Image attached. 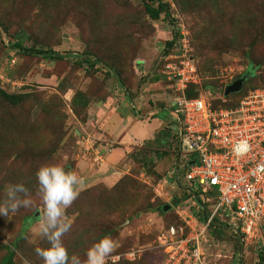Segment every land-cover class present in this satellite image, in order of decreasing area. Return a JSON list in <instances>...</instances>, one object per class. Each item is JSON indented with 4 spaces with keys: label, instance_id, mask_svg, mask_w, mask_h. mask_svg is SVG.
Wrapping results in <instances>:
<instances>
[{
    "label": "rangeland",
    "instance_id": "rangeland-1",
    "mask_svg": "<svg viewBox=\"0 0 264 264\" xmlns=\"http://www.w3.org/2000/svg\"><path fill=\"white\" fill-rule=\"evenodd\" d=\"M41 1L0 0V89L27 96L16 108L5 106L0 97V149L7 155L0 158V202L16 183L30 190L34 202L30 208L0 216V246L15 242L16 264H43L36 250L47 248L49 242L33 223L43 215L44 207L36 172L42 165L60 164L86 179L79 196L66 209L72 227L62 242L69 255H78L84 264L87 250L106 233L117 243L113 255L138 254L133 260L122 257L118 264H166L158 236L170 225L184 224L177 210L201 219V206L199 209L194 196L185 194L180 185L184 179L181 175L177 179V168L172 167L174 154L180 150L174 116L179 91L174 80L159 75L168 64L163 67L164 61L180 64L186 52L176 55V48L162 61L172 27L164 19H148L142 0H63L61 9L49 3L43 13L39 12ZM225 1L229 2L226 16L209 35L206 15L182 14L178 9L175 14L187 30L184 33L191 36V43L187 38L188 53L194 57L187 55L193 58L198 75L187 88L193 86L211 108L234 102L215 97L219 88L247 70L252 76L240 95L253 85L264 86V0ZM82 2L91 11L79 8ZM100 13L101 22L96 24ZM21 33L25 35L24 50H17L13 45ZM28 48L44 52L34 55ZM96 58L111 66L102 63L89 68L85 60ZM76 92L90 100L77 113L72 105ZM152 117L159 121L149 137L121 141L122 134L124 138L132 131L138 136L142 129L148 130ZM123 122L128 125L121 127ZM115 127L120 129L118 133H113ZM23 175L27 178L21 180ZM160 180L163 185L156 187L154 182ZM198 199L203 196L198 194ZM164 205L170 208L163 211ZM153 207L161 212H148ZM25 216L34 218L27 228L23 227ZM221 224L227 226L221 221L216 226ZM213 231L207 233L212 232V238L219 236L223 247L213 244L206 234L203 263L260 264L263 234L257 244L247 241L243 254L225 227L221 232L227 236ZM20 232L23 235L18 239Z\"/></svg>",
    "mask_w": 264,
    "mask_h": 264
},
{
    "label": "built area",
    "instance_id": "built-area-1",
    "mask_svg": "<svg viewBox=\"0 0 264 264\" xmlns=\"http://www.w3.org/2000/svg\"><path fill=\"white\" fill-rule=\"evenodd\" d=\"M182 36L184 61L168 63L164 72L168 80L176 82L178 91L198 78L194 60L187 55L188 33L183 30ZM174 116L180 149L174 165L176 178L182 176L184 183H179L188 194L203 196L201 205L210 214L206 218L205 209L199 208L205 216L203 222L177 210L184 224L170 225L158 236L166 264H205L199 244L206 239L214 218L226 222L242 244L249 240L257 244L264 235V88L247 91L234 108H211L203 97L181 96L176 99ZM242 141H247L248 150L237 155L235 146ZM159 185L163 182L156 187ZM135 255L131 251L120 257L133 260Z\"/></svg>",
    "mask_w": 264,
    "mask_h": 264
},
{
    "label": "clouds",
    "instance_id": "clouds-1",
    "mask_svg": "<svg viewBox=\"0 0 264 264\" xmlns=\"http://www.w3.org/2000/svg\"><path fill=\"white\" fill-rule=\"evenodd\" d=\"M247 150V141L237 144L234 149L237 155ZM36 177L44 207L43 215L33 223L39 227L38 234L49 242L47 248L36 250L37 255L42 258L43 264H82L78 255H69L62 237L72 227V220L66 215V209L77 199L80 190L85 186V177L60 164L42 165L37 170ZM33 203L30 190L23 183L10 185L6 199L0 202V216H8L10 212L14 213L20 208H30ZM116 248V241L105 235L87 250L84 264H109V261L111 264H118L121 257L118 254L113 255Z\"/></svg>",
    "mask_w": 264,
    "mask_h": 264
},
{
    "label": "trees",
    "instance_id": "trees-1",
    "mask_svg": "<svg viewBox=\"0 0 264 264\" xmlns=\"http://www.w3.org/2000/svg\"><path fill=\"white\" fill-rule=\"evenodd\" d=\"M62 2H63V0H43L39 4V7H40L39 8V12L43 13L44 10H45L44 5L49 4V3H52V6H54V4L55 5L57 4V7H59L61 9L62 7H64V3H62ZM80 4H81L82 7H79V8H81L82 10L85 9L86 12L87 11H91L92 8L88 7L85 4V2H82ZM142 4H143V8H144V14H145V16L148 17V19H150L151 21H157V22L160 19H164L172 27L171 38H170V40H168L166 42V44L164 46V51L161 54L162 61H164L167 56H169L171 53L175 52L173 50L176 49V48H178L176 50V55H180L182 53V50H181L182 49L181 40L183 38L182 31L186 30V29H185V27H182V23H181L179 17H177L175 15L176 12H177V9L182 14H191V13L195 14V12H199L203 16L206 15L207 18H209V20L207 21L206 33H207V35H209V31L210 30L215 31L218 28V24L223 22L222 19L226 16V12H225L226 11V7H225V5H229V2H227L225 0H172V1H170V0H142ZM73 7L78 8L75 5ZM99 7L100 6H98L97 9H99ZM102 7L103 6L101 5V8ZM67 8H68V6H67ZM67 8H66V10H67ZM93 11L96 12L94 9H93ZM98 11H100V10H98ZM231 11H229V13L227 14V16L230 17V19H231ZM101 15H102L101 13L98 14L99 18H98V21L95 22L96 24H98L99 21L101 22V17H100ZM226 25L228 26V24H226ZM105 33H108L106 31V27H105ZM15 35H18V34H15ZM106 35H108V34H106ZM188 36H189V40H190V43H191V39H190L191 36H190L189 32H188ZM24 39H25V35L23 33H21V35L19 37V40L16 42V44L13 45V48L14 49L16 48L17 50L23 49L22 48L23 47L22 46V42L24 41ZM208 45H209V43H208ZM105 46L106 45L104 44V50H106ZM28 49H29V52L31 54H34V55L43 54V52H44L41 49H35V48H28ZM26 51H28V50H26ZM86 54H88V53H86ZM190 55L193 56V54H190ZM85 63L87 64V66L89 68H94V69L96 68L97 65L102 64V63H104V66H109V65L111 66V64H108L102 58L101 59L100 58H96L95 61H91V60L87 59V60H85ZM167 63H169V62L164 61L162 63V66L164 67V65L167 64ZM259 65H260V63H257L256 66H259ZM114 71L119 73V70H114ZM159 75L161 77H163V78L166 77V75H164L162 73L159 74ZM241 76H239V77H241ZM157 80H158V78L154 79V81H157ZM190 87L191 88H186L183 91H179V92L177 91L178 92L177 93L178 97L184 96L187 99H194V98L202 97V94L199 93L198 91H196L193 88V86L190 85ZM253 87L254 88H252V89L260 88V87L264 88V86H258L257 87L255 85H253ZM224 88H225V86H224ZM224 88H223V86L221 88H219V90H218L219 93L217 94L215 99H224V100L226 99L228 101L229 100L232 101V99H233L234 102H232L231 105H228V104L224 103V105H222L221 108H234V107H236L239 104V101L241 100V98L244 97V95L247 93L246 92L244 95L242 93H241L242 95H240V93L239 94L237 93V94H232V95H230L228 97H224L223 96ZM0 97L5 102V106H8V104H9V105L13 106L14 108H16L23 101H25L27 96L8 94V93L4 92L2 89H0ZM89 103H90L89 98L87 96H85L82 92H76L75 93V95L73 97L72 105H73V108L76 111V113H77L78 109H80V110L82 109L83 110V109L87 108ZM2 155L3 156H7L4 153L3 149H0V158H1ZM9 159H10V156L5 158L3 161L6 162ZM174 159H176V161H175V163L173 164L172 167H174L176 162H178L179 159H180V156H178V153L174 154ZM182 173L183 172H179V175L182 174ZM26 178H27V176L23 175L21 177V180H24ZM158 182H154L155 185ZM118 187H119V184H118ZM185 194L188 195L187 192H185ZM194 196H195V197H193L194 201H196L198 203L199 208H200V206H202L205 209V211H206L205 214H206V218H207L209 216V214H210V211L208 213L207 206L206 205L205 206L201 205L202 203L198 199V194H196ZM202 207H201V209H202ZM157 211H160V210H158V208H156V207L149 208V210H148V212H151V213H154V212H157ZM204 219H205L204 213H201V219L200 220L204 222ZM33 220H34V218H31V217H27V216L23 217V227L27 228L28 225ZM218 221H219L218 218H214L213 222L210 225V228H214V223L215 222L218 223ZM105 234L106 233H104V234L102 233V236H99V237L101 238V237L105 236ZM22 235H23V232H20V235H19L18 239H21ZM237 240H238L239 246L242 248L240 240L238 238H237ZM14 243L12 245H10V246H0V251H3V254L0 256V264H16V262L14 260H15L16 250L18 248H17V245L14 244ZM259 263L260 264H264V252L263 251H261L259 253Z\"/></svg>",
    "mask_w": 264,
    "mask_h": 264
},
{
    "label": "crops",
    "instance_id": "crops-1",
    "mask_svg": "<svg viewBox=\"0 0 264 264\" xmlns=\"http://www.w3.org/2000/svg\"><path fill=\"white\" fill-rule=\"evenodd\" d=\"M153 113L154 114H152V115H155L156 114V112L155 111H153ZM127 114H129V117L130 118H132V115H130L131 113H129L128 111H127ZM158 118L160 117V116H157ZM158 118H157V120H156V118L155 117H152V119H150L151 121H149V122H151V124L148 122V126L147 127H149V129L148 130H146L145 129V131H144V129H142L141 131H142V134H140V135H138V136H136L132 131H131V133H128V135H126L125 134V136H124V138H123V134L121 135V141L123 142V141H125L126 143H130V140L132 139H136V140H138V139H140V137H142V136H144V135H148V134H150V132H152L153 131V128L155 127V125L156 124H154V123H156V121H159L158 120ZM160 119V118H159ZM124 125H128V124H126L125 122H123L120 126L121 127H123ZM117 130H120L119 128L117 129V127H115V128H113V133H118V131ZM148 137H149V135H148ZM117 138V137H116ZM200 219V218H199ZM219 221H221V220H219ZM219 221H218V223H214V229L213 228H210V229H212V230H215V231H213V232H217L216 234H218L219 233V235L220 234H224V232H221L222 231V228L223 227H225L226 229H227V231H229L228 230V227L226 226V225H223V224H221V226H216L217 224H219ZM222 222V221H221ZM211 233L212 232H209V233H206V234H209L210 235V239H211V241H213V244H217V245H219V246H222L223 247V242H222V240H221V238L219 237V236H217V237H215V238H212V236H211ZM224 235H226L227 236V234H224ZM232 237H233V242L235 241V242H237L238 243V240H237V238L235 237V236H233L232 235ZM231 240V239H230ZM207 238L204 240V241H202V242H200V244H199V247H201L202 249H203V251L206 253V248L203 246L202 247V244H204V245H207ZM247 241H246V243L245 244H242L241 243V246H242V252H243V254H244V250H245V248H244V246H247ZM206 256H207V254H206ZM219 256V255H218ZM243 257V256H242ZM208 259V258H207Z\"/></svg>",
    "mask_w": 264,
    "mask_h": 264
},
{
    "label": "water",
    "instance_id": "water-1",
    "mask_svg": "<svg viewBox=\"0 0 264 264\" xmlns=\"http://www.w3.org/2000/svg\"><path fill=\"white\" fill-rule=\"evenodd\" d=\"M252 76V71L248 70L246 71L241 77H239L238 79L234 80L232 83L227 84L226 87L224 88V93L223 96L224 97H228L232 94H236L241 92L243 84L248 80V78ZM170 208V206L168 205H164L162 207L163 211H166Z\"/></svg>",
    "mask_w": 264,
    "mask_h": 264
}]
</instances>
